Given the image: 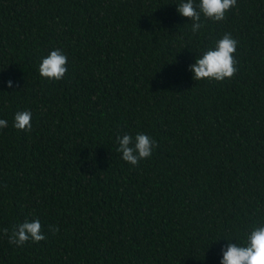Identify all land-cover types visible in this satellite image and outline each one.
<instances>
[{"label":"trees","instance_id":"trees-1","mask_svg":"<svg viewBox=\"0 0 264 264\" xmlns=\"http://www.w3.org/2000/svg\"><path fill=\"white\" fill-rule=\"evenodd\" d=\"M179 2L0 0V264H221L264 223V0L196 34ZM225 33L236 74L194 80ZM55 49L59 81L39 73ZM137 133L157 147L132 166L116 138ZM36 218L46 240L8 242Z\"/></svg>","mask_w":264,"mask_h":264},{"label":"clouds","instance_id":"clouds-1","mask_svg":"<svg viewBox=\"0 0 264 264\" xmlns=\"http://www.w3.org/2000/svg\"><path fill=\"white\" fill-rule=\"evenodd\" d=\"M237 4V0H181L178 3L177 12L191 21V32L196 34L205 25L204 20L215 22L223 21L226 13ZM238 41L231 33H225L216 40L213 47L197 56L195 62L189 65L193 73V79H202L222 82L231 79L237 72V60L234 53L237 50ZM68 58L61 49H55L43 57L39 64L41 77L59 81L64 78L68 68ZM8 87L13 86L9 80ZM32 113L29 110L17 111L14 115L13 127L19 131L32 130ZM7 127V121L0 119V128ZM118 147L116 151L121 158L132 166L139 165L141 160L150 158L157 142L145 133H137L135 137L130 134L117 136ZM48 231L53 235L59 232L55 225H49ZM3 234L8 237V242L17 247H22L29 241L40 243L47 239L39 218L25 219L23 222L14 224L9 230L3 229ZM229 242L221 249V264H264V223L249 231L243 242H232L233 239L226 238Z\"/></svg>","mask_w":264,"mask_h":264}]
</instances>
